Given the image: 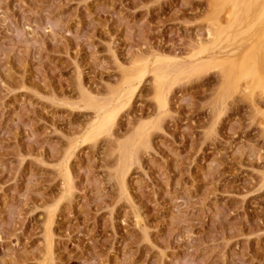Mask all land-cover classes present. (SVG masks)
Returning a JSON list of instances; mask_svg holds the SVG:
<instances>
[{
  "label": "rangeland",
  "instance_id": "374dc122",
  "mask_svg": "<svg viewBox=\"0 0 264 264\" xmlns=\"http://www.w3.org/2000/svg\"><path fill=\"white\" fill-rule=\"evenodd\" d=\"M227 1L0 0V264H264V18Z\"/></svg>",
  "mask_w": 264,
  "mask_h": 264
},
{
  "label": "bare ground",
  "instance_id": "6f19581e",
  "mask_svg": "<svg viewBox=\"0 0 264 264\" xmlns=\"http://www.w3.org/2000/svg\"><path fill=\"white\" fill-rule=\"evenodd\" d=\"M230 1V0H229ZM232 2H230V3H232L233 4V8L235 9V12L236 13H244V12H249L250 10H255L256 12H258L259 13V15H260V17H261V19L262 18H264L263 16H264V0H252V2L253 3H251V0H231ZM226 2H228L227 0H226ZM233 8H232V10H233ZM235 14V13H234ZM259 15H258V19L257 20H259L260 18H259ZM263 15V16H262ZM260 19V20H261ZM237 20V18L235 19V21ZM263 20V19H262ZM256 21V20H255ZM261 22V21H260ZM253 24H255V23H252V25ZM252 25H251V27L250 28H252ZM232 26H233V24H231L230 23V26H228V28L227 29H231L232 28ZM222 28H224V27H221L220 29H217V31H216V34L213 36V38L215 37L216 39H218L219 40V38H222V36L225 34V33H227V31L225 30V29H223V30H221ZM247 31V30H246ZM245 31V32H246ZM263 32V30L261 29L260 30V32ZM215 33V32H214ZM227 35V34H226ZM254 35H256V34H254ZM260 35V34H259ZM233 36V35H232ZM257 36V35H256ZM255 36V37H256ZM254 37V36H253ZM264 37V36H263ZM218 40H216V41H218ZM216 41H214V42H216ZM213 42V43H214ZM215 44V43H214ZM213 44V45H214ZM218 44V43H217ZM217 44L216 45H214V46H217ZM213 45H210L209 47L211 48ZM202 47L203 48H207L206 46L204 47L203 45H202ZM201 47V48H202ZM200 48V49H201ZM253 48H254V46H253ZM204 50V49H203ZM207 50V49H206ZM208 50H209V48H208ZM208 50H207V52H208ZM252 50V49H251ZM201 51V50H200ZM199 52V51H198ZM249 52V51H248ZM254 51H252V53L250 52V54L248 53V54H246V56L244 55V57H243V63L245 64V65H243V66H246L247 67V65L249 66L250 65V68L255 72V71H257L256 70V68H257V57H256V55L253 53ZM197 54H199V53H197ZM201 54H203V52L201 53ZM204 54H207V53H204ZM210 54V53H209ZM197 56H200V54L199 55H197ZM230 56V55H229ZM235 56V55H234ZM209 57V56H208ZM211 57V56H210ZM219 57V56H218ZM198 58V57H197ZM212 58V57H211ZM216 57H214L213 58V61H214V63L216 64L217 63V61H219L218 59H215ZM209 60H210V58H208ZM226 59V58H225ZM231 59V58H230ZM230 59L229 60H227L228 61V63H227V61H222L221 62V60L219 61V62H221L223 65H221L220 66V64H218L219 66H220V68L222 67V66H224V68L223 69H226V70H224V72L225 73H223L222 72V74L223 75H225L226 77H224V88H222V95L224 94V96H226V95H228L229 93H230V91H232V93L233 92H236V90L238 91V90H241V89H239V87H240V84H241V87H242V82H241V80L242 79H244V78H246L247 76H241V73H239V76H238V74H237V71H236V69H237V66H238V64H237V62L235 63V62H229L230 61ZM207 60L208 61V63L211 61V64L213 65V62H212V60ZM200 61H203V60H201L200 59ZM236 61V60H235ZM206 62V61H205ZM218 62V63H219ZM223 62H225V63H223ZM159 63H162V62H159ZM159 63H156L157 65L156 66H158V68H155V69H153V75H154V77L156 76V78H157V80H159V81H162V82H164V80H166L167 81V79L169 78L168 76H169V74L170 73H172V71L173 70H177V69H175V67L176 66H174L173 67V63H169V66L167 65L168 64V62H163V64H161L160 66H159ZM165 63V64H164ZM198 64H199V62H198ZM202 64H203V62H202ZM214 64V65H215ZM199 65H201V64H199ZM198 65V66H199ZM155 66V67H156ZM195 66V65H194ZM218 66V67H219ZM242 66V67H243ZM171 67H173L174 69L172 70L171 69ZM196 67H197V64H196ZM202 67V66H201ZM178 68V67H177ZM220 69L221 71L223 70V69ZM240 68V67H239ZM244 68V67H243ZM155 70V71H154ZM138 71V70H137ZM243 71V70H242ZM241 71V72H242ZM138 72H140V71H138ZM170 72V73H169ZM244 72H245V70H244ZM136 73V72H135ZM134 73V74H135ZM141 73H142V75H141ZM144 72L143 71H141L140 72V77L138 78V77H136L137 75H133L132 74V72L129 74L128 73V75L127 76H125L124 78L126 79H124V82H123V86H124V83H125V87H126V85L128 86L127 88H129L130 86H132V83L134 82V80L136 79V80H141V78L143 77V74ZM243 74V73H242ZM173 76V75H172ZM250 78V77H249ZM248 78H246V80H247ZM135 80V81H136ZM139 80V81H140ZM166 81H165V83H166ZM242 81H245V80H242ZM247 82H249V81H247ZM164 83V84H165ZM260 83L261 84H263L262 85V87H264V79L261 77L260 78ZM134 84V83H133ZM135 84H138L137 83V81H136V83ZM134 84V86H136ZM164 84L162 83V85L164 86ZM249 84V83H248ZM162 85L160 86L159 85V87L161 88V93L160 94H158V96L160 97L158 100H159V104H158V106L160 107V108H162L163 106H165L166 105V102H165V99L163 98V90L165 91V86H164V88L162 87ZM166 85V84H165ZM246 85H247V83H246ZM133 86V87H134ZM131 88L130 87V91L132 90V91H134V89H135V87L134 88ZM240 87V88H241ZM125 89V91L123 92V94L122 95H124L125 96V98L127 97V96H129L130 97V95H129V93L127 94V92H130V91H127L126 92V90H128V89ZM159 88V89H160ZM162 88H163V90H162ZM131 91V92H132ZM125 92H126V94H125ZM131 92H130V94H131ZM159 93V92H158ZM231 93V94H232ZM121 95V96H122ZM162 95V96H161ZM119 97V99H118V101H119V103L121 102L120 100H122L124 97ZM164 97H165V95H164ZM121 98V99H120ZM128 98V97H127ZM116 99V100H117ZM124 100V99H123ZM123 100H122V102H123ZM117 102V101H116ZM115 101H114V103H116ZM114 103H113V106H110L109 108L110 109H108L107 107L109 106V105H107V107L105 106V105H100L99 107L97 106V108H98V110L97 111H100L99 112V114L97 115L98 116V118H97V121H95V124H94V126L92 127L93 129L89 132L90 133V135H89V137L88 138H94L95 136H97L98 134H101V132L103 133V132H105V131H107V126H108V124L110 125V122H111V120L114 118V116H115V113L117 112V109H119L120 107H119V105H122V103H120L119 105L116 103L115 104V106H114ZM110 104V103H109ZM160 104H162L161 106H160ZM117 106V107H116ZM104 107V108H103ZM116 107V108H115ZM101 108V109H100ZM113 108V109H112ZM96 116V117H97ZM90 140V139H89Z\"/></svg>",
  "mask_w": 264,
  "mask_h": 264
}]
</instances>
